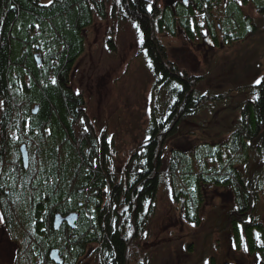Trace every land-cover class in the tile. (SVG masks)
Returning a JSON list of instances; mask_svg holds the SVG:
<instances>
[{
  "label": "rangeland",
  "instance_id": "obj_1",
  "mask_svg": "<svg viewBox=\"0 0 264 264\" xmlns=\"http://www.w3.org/2000/svg\"><path fill=\"white\" fill-rule=\"evenodd\" d=\"M54 1L63 0H51V3ZM39 2L50 4L49 0H39ZM87 2L92 13V24L82 28L83 48L79 55H75V60L72 59L71 69L66 79L68 85L73 89L72 92L85 98L82 107L86 111L81 120L73 119L71 131H73L76 141L78 140L77 142H82V136L88 133L86 131H93L95 135L107 139V150H101L98 155L100 161L103 160L104 154L109 156L108 158L111 159V164L116 171H124L119 174V182L125 181L128 185L132 184L133 176L140 168L144 170L147 165L145 161L146 165H142L139 158L148 147V142L151 141L149 131L154 124L153 119L159 123L166 121V117L170 116L173 111L170 106L174 104V96L180 87H184L178 82H172L170 85L162 84L157 70L144 48V35L139 28L133 26L137 23L130 19L119 0H109L108 2L106 0H87ZM146 2H148V8L153 7L155 2L159 7L164 6L165 3L163 0H146ZM209 2L213 1L209 0ZM98 4H104V15L97 8ZM223 10L221 6L215 9V15L221 17L220 20H223L226 14L232 13L230 9L227 13H224ZM257 11L255 8L245 9L247 15L252 18L253 14H257ZM255 21L257 23L255 34L246 36L247 38L244 37L245 39L237 41L239 43L230 48L225 43L226 49L222 51L216 49L215 52L218 53L214 57L216 59L211 58L208 62L207 58L201 63L195 62V66L192 62L186 63L183 58L185 52L182 48L185 43L180 37L182 34L178 38H170L160 35L162 33L160 30L158 34L156 33L155 37L160 40L159 36H161V44L164 43L167 49V58L170 60H166L167 63L175 68H180L189 75L195 74L199 80H202L198 82L193 78L191 83L194 85V93L197 90L201 97L195 93L197 96L196 107L199 112L196 115L192 114L191 117L182 118L183 126L180 132L175 134L174 131L172 136L169 135L167 142H164L161 135H158L162 152L160 155L163 160L160 169V187L154 204H150V201L145 205L144 213L138 221L137 228L139 229H136L135 237L139 239L140 245H138L139 249L135 245L130 248L132 260L128 261V264H135L137 260H141V264H178L185 249L192 251L200 244L202 245L205 237L213 240L217 236V230L214 228L216 223L213 224L215 216L210 204L206 205V212L204 215L202 214L203 216L200 213L195 214L197 220L194 221L195 224H188L184 215L186 209L183 208L184 212L182 211L184 203L182 198L187 192L183 184L188 181L182 177H187L185 168L190 167L193 170L192 177L201 175V173L209 175L213 173L214 160L209 159L208 156L214 154L212 150L205 152L206 148H209L206 147L207 142L213 143L217 135L220 136V132L230 125L234 118V112L230 111L238 108V104L243 99L242 94H246L245 84L240 85L239 81L234 78L245 77L252 73L255 74L252 76L255 77L253 80L257 77L261 78L260 80L264 78V17L256 16ZM82 34L80 35L82 36ZM234 37L235 35H232V39ZM34 47L42 53L43 58H38L40 63L38 61L35 63L38 68L43 70L46 66V56L51 52L48 49L44 50L42 43ZM210 62L211 64L206 66ZM216 73L218 75L213 80L208 79V76ZM65 74L66 72H60L62 77H65ZM223 78L234 80L222 85L221 95L223 94L222 98L226 100L223 103L225 105L222 106L227 110V119L224 117V113L217 115L220 104L214 105L212 98L214 97L212 94L221 91L218 86ZM55 80L54 77L50 78L52 82ZM248 91L250 92L251 88ZM202 97L205 99L203 100ZM3 104V99L0 97V123L6 120L3 117L6 113V110L2 108ZM39 112L40 105L34 103L26 111H14L10 120H18L23 115L21 123L25 129L31 131V124L39 116ZM77 118L79 119V115ZM177 126L180 127V125ZM71 133L68 137H71ZM26 135L21 140L28 145L30 156H37L40 159L41 153L47 147H37L36 144H33L34 142L28 141L30 138ZM28 135L31 136V134ZM19 138L18 129L12 130L10 140L11 148H14L11 151V158L14 159L12 163L17 165L18 159L21 157V155L18 157L19 154L16 155L15 150L20 151ZM227 138L228 136L225 140ZM203 150L204 156L201 155ZM80 152L85 154L88 151L83 146ZM174 157L182 160V168L179 172L172 168ZM6 169L10 171L8 173H14L8 167ZM183 172L184 174H182ZM99 173L98 171L94 174V179ZM213 178V175L209 178L212 183L214 182ZM21 182V179L0 175V215L3 217L0 219V264H85L86 262V264H101L98 247L93 249L92 256L82 257L85 252L81 253L82 256H77L74 247L73 250L68 249L66 245L53 247L52 242H47L41 247L43 257L34 258L33 262L32 254L29 251L32 249L31 246L36 245L34 239L37 231L35 227L31 226L32 217L29 220L27 218L31 211H28L27 205H24L25 208L22 206L27 199L21 195L24 185L17 184ZM208 189L213 190V187L209 186ZM4 195L7 196L4 197ZM110 202L113 204L112 210H116V217L112 223L115 224L117 219L125 231V236L129 238L132 235L133 227H126L127 225L125 226L124 223L131 222L130 217L115 204V198L112 196L105 197L104 206L110 209ZM120 203L122 204V201ZM125 207L127 208V205ZM46 212H44L42 220L45 219L49 222L50 214ZM58 214L60 213H55L53 219ZM48 222H45L44 227ZM198 222H203V224L201 223L199 227ZM51 226L55 232L54 238L64 240L65 235L59 228L55 229L54 220ZM49 232L51 233V231ZM187 242H191V244L186 246ZM53 251H55V259L51 256ZM35 255H39V253L36 252ZM72 255L73 257H71Z\"/></svg>",
  "mask_w": 264,
  "mask_h": 264
},
{
  "label": "flooded vegetation",
  "instance_id": "obj_2",
  "mask_svg": "<svg viewBox=\"0 0 264 264\" xmlns=\"http://www.w3.org/2000/svg\"><path fill=\"white\" fill-rule=\"evenodd\" d=\"M163 1H165V3L163 2L164 6L159 7L158 3L155 2L154 6L149 8L151 10H149L148 14H150L151 17L154 15L152 14L153 11L157 12L164 10L168 12L167 17L163 19L166 20L165 23L162 24L157 18L154 19L155 24L153 29L157 34L160 30L162 31L160 35H165L170 38H178L182 34L180 37H182L185 43L184 48H182L185 52L183 58L186 63L192 62L193 66H195V62L201 63L207 58L209 62L211 58H214L218 54L215 52L216 49L221 51L226 49L224 46L225 43H227L226 46L230 48L237 45L234 42L241 41L245 39L244 37L255 34L257 27L255 21L256 16L264 17L263 0H212L213 2H209V0H187V2H185V0ZM218 6L224 9V13H227L229 9L232 13L226 14L227 16L225 15V18L220 20L221 17L215 15V9H217ZM247 8H255L258 10L257 14H253V18L249 17L245 12ZM240 13H242V15H240ZM229 18L230 20H228ZM232 33H235L239 37L229 39ZM81 37L82 39L84 38L83 34ZM159 37L160 40L155 39L161 44L162 39L161 36ZM143 44H146L145 40ZM161 46L166 60L170 61L167 58V49L164 43H162ZM211 62L207 63L206 66H209ZM167 69L174 71L181 79H186L188 82L192 83L194 80L193 78L198 82L202 81L198 79L197 75H189L181 69L178 70V68H175V66L170 63H167ZM217 75L218 73L211 74L208 76V79L213 80ZM253 75L255 74L252 73L245 77L234 78L239 81L240 85L245 84L246 94H242L243 99L238 104V108L230 111L234 112V118L230 125L220 132V136L217 135L213 143L207 142L206 147H209L214 154L212 159L214 160L213 168L215 167V173L211 174V176L213 175L214 177V182L212 183L210 181L209 178L211 176L204 175V177H202L201 175H194L193 178L198 180V185L189 181V183H187L189 187H185L187 190L185 197L182 198L184 200L182 211L184 212L186 209L184 215L187 218L188 224H195L194 221H197L195 217L196 213H200L201 216L205 214L206 205L210 204L213 207L212 209L215 216V222H213V224L216 223L214 228L217 230V236L213 240L205 237L202 245L200 244L198 248L192 251L190 249H185V252L178 260V264H205L206 261L208 264H264V137L258 143L254 141L255 138L253 137V130L257 131V136L264 132V111H257L258 109L251 108V106H257L261 101H264V78L261 80L260 84H256L255 81L258 77L253 80L255 78L252 77ZM170 79H174L172 82H178L175 78ZM230 81L234 80L223 78L218 86L221 91L212 94L214 95V97H212L214 99V105L220 104L217 109V115L224 113L225 118L228 113L222 106L225 105L223 103H225L226 100H223V94L221 95V92L223 90L222 85ZM68 88L73 91L69 85ZM250 88L251 91L249 92L248 90ZM191 90L195 91L192 88ZM182 91L183 88L180 87V90L177 92V97ZM195 93L199 92L196 90ZM73 96L76 98L75 108L71 110V113L66 117L67 123L71 125V127L73 126V119L76 121L81 120L86 111L85 108L82 107L85 98L76 92L73 93ZM202 99L204 100L205 98L202 97ZM170 108L172 109L173 106L171 105ZM78 115L79 119L77 118ZM153 121L156 122L154 119ZM181 125L178 127L179 129H181ZM172 127L168 125V127L165 126L164 131L163 129L159 131L157 124H153L149 134H151L152 138V131L156 130L159 131L157 133L161 135V139H164L166 138L165 134H169L173 130ZM45 128L46 133L40 135L44 142L43 145L47 146V144L53 142V126H46ZM54 128L56 127L54 126ZM86 132L88 133L82 136L84 140L82 139V142H79L82 146L86 147L88 152L85 153V157H81L80 159L85 167H89L90 170L87 168L86 171H91L92 174L89 173L81 177L79 181L82 183H77L74 188L71 187L72 189H69L70 192H72V195L69 192L71 204L69 206H63L64 210L62 211L55 210L56 212L50 216L49 220L51 219L52 223L55 213H60L62 216L76 214V227L71 229L66 222H63L65 224L60 231L65 235V238L71 237L72 243H76L74 245L77 246H80L78 242H80L81 236H83V246H85L83 252H85V255L82 256V254H78L77 256H92L93 249L98 247L100 249V255H97L100 257L101 264H112L115 257L110 258L111 255L106 252L105 249V252H102L101 249V243L104 245L105 239L102 232L106 231L103 226V220H105L107 216L106 213L103 214L105 208L104 198L108 196L125 195L128 192V189L125 188L127 182H119V174L124 171H116L111 162L103 165V160L100 161L98 155L101 150H107V139L103 137L96 145H90L87 142L88 139L98 135H95L93 131ZM46 134H48V136H46ZM26 136L31 138L28 134ZM70 136L72 139L76 140L73 131ZM226 136H228V138L225 140ZM61 140V134H58L57 142L60 143ZM167 141L168 138L165 142ZM26 147L28 149V145H26ZM28 155L29 165L27 169H24L25 172L29 170L31 161L36 157L30 156L29 149ZM20 161H22L21 157L18 159V162ZM97 165L100 167H96ZM100 170L104 172H100V175L104 177L105 182L98 186L94 183L98 182L97 180H99V177L97 174V178L94 179V174ZM6 172L8 173V171ZM6 172L4 176L7 175ZM137 174L138 173L133 177L136 178ZM108 181H113L115 185L108 183ZM116 181L118 182L116 183ZM129 185L130 183L128 186ZM209 186H212L213 190H207ZM58 192L59 191H56V193ZM40 194L44 195L45 192L41 190ZM6 196L7 195H4V197ZM78 197L81 199L78 200ZM47 210L48 209L43 207L42 214L37 212L33 220L35 229L40 228L41 232L46 231V227H44L46 220H42V218L44 212ZM48 211H52V209ZM108 211L110 212V209H108ZM135 211L137 212L136 215L134 214L132 217H129L130 221H134L138 224L144 212L139 213L137 208ZM94 221H96V223H94ZM128 223L129 222L126 221L124 225L126 226ZM201 223L203 224V222H198L199 227ZM138 240L139 239L135 236H131L126 240V247L128 250L126 254V264H128V261L132 260L130 248L135 245L137 249H139L138 245H140V243ZM190 244L191 242H187L186 246ZM245 245L247 246V250H245ZM171 256L172 254L170 257ZM37 258H39V255H35V259ZM135 264H141V260H137Z\"/></svg>",
  "mask_w": 264,
  "mask_h": 264
},
{
  "label": "trees",
  "instance_id": "obj_3",
  "mask_svg": "<svg viewBox=\"0 0 264 264\" xmlns=\"http://www.w3.org/2000/svg\"><path fill=\"white\" fill-rule=\"evenodd\" d=\"M108 1L106 0V2ZM119 1L127 11L130 19L137 23L140 32L144 35L146 43L144 48L154 68H156L162 84L168 85L174 80L170 78H175L184 87L178 97L177 93L174 96L173 111L170 117L168 115L170 119L166 117L165 122L161 121L159 123L157 120L154 122L159 127V131L162 129L164 131L165 126H173V130L169 134H165L166 138L163 139L165 142L174 131L175 134L180 132L177 125L182 124V118L191 117L192 114L196 115L199 112L196 107L197 96L191 90L194 85L186 79H181L174 71L167 69V61L162 46L157 41L156 32L153 29L155 18L151 17L147 12L149 10L148 2L146 0ZM97 8L104 15V4H98ZM152 14L156 13L152 12ZM91 24L92 13L87 0H63L54 1L50 4H41L39 0H0V97L4 103L2 108L6 110L3 116L6 120L0 123V175H4L6 171L10 172L6 167L9 168L8 164L14 160L11 158V151L14 147L11 148L10 133L17 128L18 134L25 136L24 132L26 133L27 131L24 125H21L23 115L18 120L10 122L14 111H26L34 103L40 105L39 116L31 124V133L33 134H31L29 139L37 147H44L40 134L46 133L45 127L53 126V142L47 144V148L41 153L42 157L40 159L36 156L34 161H32L29 168L31 172L22 171L20 167L18 169L20 171L15 168L19 179L22 180L21 183L17 184L24 185L21 195L27 200L23 202L22 206L27 205L28 211H31L29 212V214L31 213L30 216L27 218L29 220L32 217V227H35L33 220L36 213L42 214L43 207L49 210L52 209V211H47L51 216L53 212H56L55 210L62 211L64 210L63 206H69L71 204L70 190L75 187V184L82 183L79 181L81 177L89 173L92 174L91 171H86L89 167H85L81 163L80 158L86 156L80 152L83 146L68 137L69 133L72 132L70 130L72 127L66 120L71 110L75 108L76 103V98L70 88H68L66 79L71 69L72 59L75 55H79L83 48V39L80 35L82 34V28H86ZM40 43L44 44V50L48 49L51 52L46 56V66L43 70L38 68L33 58V53L37 51L34 46ZM46 43L48 45H45ZM60 72H66L65 77H62ZM52 77L56 78L54 82L50 81ZM197 94L199 95V93ZM251 108L258 109L257 111H264V101H261L257 106H251ZM159 131H152L151 141L148 142V147L142 154L143 158L147 159V162H145L147 165L144 160H141V164L146 165L144 170L142 168L132 184L126 186L128 192L125 195L115 196L118 199H115L117 203L121 205L120 201H122L123 206L127 205V208L133 210L137 208L139 213L144 212V207L147 203L155 201L160 187L162 152L160 151L161 143L158 140L159 133L157 132ZM253 132L254 135L257 134V131L253 130ZM58 134H61L62 138L60 143L57 142ZM15 150L17 152L16 155L19 154L18 149ZM201 155L204 156L203 151H201ZM181 161V159L174 157L172 168L179 172L182 168ZM185 170L188 175L182 178L188 182H184V187H189L187 186L189 181L198 185V180L191 176L193 175L192 168H185ZM13 174L7 173V176L15 178ZM98 177V182L94 184L100 186L105 181L100 173ZM58 178L61 179L60 183L56 182ZM41 190L45 192L44 195L40 194ZM56 191L59 192L56 193ZM70 193L72 195V192ZM77 199L81 198L78 197ZM112 206L111 204L110 212L107 207L104 208L103 214L106 213L107 215L106 219L103 220L106 233L102 232L105 239L104 245L101 243V249L102 252H105V249L111 255L110 258L115 257L112 264H126L128 250L126 247L127 241L123 237L125 236V231H123L122 225H119L118 220H116L115 224L112 223L114 220ZM50 226L51 219L46 225L45 232H41L40 228H36L37 234H35L34 239L36 245L31 246L32 249L29 251L32 254L33 262L36 252L39 253L40 257H43L41 247L47 242H52L53 247L66 245L71 250L74 247L76 255L84 251L83 236L78 242L80 246H77L74 245L76 243H72L71 237H64V240L62 238L55 239V232Z\"/></svg>",
  "mask_w": 264,
  "mask_h": 264
},
{
  "label": "bare ground",
  "instance_id": "obj_4",
  "mask_svg": "<svg viewBox=\"0 0 264 264\" xmlns=\"http://www.w3.org/2000/svg\"><path fill=\"white\" fill-rule=\"evenodd\" d=\"M147 12H149V10H147ZM153 13H156V14H154L153 16H154V18L156 19H158V20H160L161 22H162V24L163 23H165V21L166 20H163V19H165L166 17H167V15H168V12L167 11H157V12H154L153 11ZM232 35H235V37L234 38H238V36L236 35V34H233L232 33ZM232 35H230L229 36V39H232ZM234 43H236V44H238L239 42H234ZM33 58H34V61H37L36 59H38V58H43V56H42V53L41 52H39V51H35L34 53H33ZM178 70H180V68H178ZM37 105H39V104H37ZM10 122H13L12 120H10ZM21 125H23L22 123H21ZM264 133V132H263ZM24 134H33V133H31V131H26V133L24 132ZM18 136L20 137L19 139H18V141H20V146H22V145H24L25 144V142H23L22 140H21V138L23 137L21 134H18ZM253 137L255 138V140L254 141H256L257 140V138L258 137H260V134L257 136V134L256 135H253ZM103 138V136H96V137H93V138H90V139H88V143L91 145H96L99 141H101V139ZM17 142V141H16ZM27 145V144H26ZM210 150V148H206V150H205V152H208ZM203 152H204V150H203ZM109 156H105V154L103 155V157H102V159H103V165H106V164H108L109 162H111V159H109L108 158ZM212 157H213V155H209L208 156V158L209 159H212ZM140 159V161L141 160H144L145 162H147V159H145V158H143V155L139 158ZM162 158H161V163H162ZM8 166H9V168L10 169H12L11 171H14V176H15V178L16 179H18L19 180V176H18V173H17V170L19 169V167L20 168H22V171L24 170V169H27V168H25V164H24V162L23 161H20V162H18V165L16 164V163H10V164H8ZM93 167V166H92ZM96 167H100V166H96ZM15 168H17V170H15ZM142 168H140V170H141ZM139 170V171H140ZM18 171H20V170H18ZM137 172V173H140V172ZM99 172H102V173H104L103 172V170H100ZM213 173H215V169H213ZM201 175H208V176H211V175H209V174H207V173H201ZM56 182H61V179L60 178H58V180L56 181ZM108 183H112V185H115V183L112 181H108ZM108 197H111V196H108ZM113 198V197H112ZM115 198V197H114ZM157 197H155V199H156ZM105 199V198H104ZM116 199V198H115ZM116 200H118V199H116ZM155 202V201H154ZM154 202H150V204H154ZM110 204H112V202H110ZM115 204L116 205H120L119 203H117V202H115ZM113 205V204H112ZM119 207H121L122 209H123V212H124V214H126V215H128V216H133L134 214L136 215V211L135 210H133V209H129V208H126L125 206H123L122 204L119 206ZM113 212H114V214H115V212H116V210L115 209H113ZM119 214V213H118ZM115 217H116V214L114 215V219H115ZM117 220V219H116ZM65 223H62L61 224V226L59 227V229H61L62 228V226L64 225ZM119 225H121V224H119ZM119 225H118V227H119ZM129 225H131V226H133V229H132V235L131 236H135V234H136V228L138 227V224L137 223H135L134 221H131V222H129L128 224H127V226L126 227H128ZM137 226V227H136ZM124 230V229H123ZM130 236V237H131ZM124 237V240L126 241L128 238L126 237V236H123ZM152 248V247H151Z\"/></svg>",
  "mask_w": 264,
  "mask_h": 264
},
{
  "label": "water",
  "instance_id": "obj_5",
  "mask_svg": "<svg viewBox=\"0 0 264 264\" xmlns=\"http://www.w3.org/2000/svg\"><path fill=\"white\" fill-rule=\"evenodd\" d=\"M37 61H38V59H37ZM38 63H40V62L38 61ZM263 137H264V133H261L260 137H258L255 142L256 143L260 142V140ZM20 153H21L22 161L25 164V168H27L29 165V160H28V153H27L26 145L20 146ZM76 221H77V215L76 214H69L66 217H63L61 214H58V215H56V217L54 219V227H55V229H58L63 222H66L68 224V226L73 229V228H75ZM55 251H53L51 253V256L53 259H55V255H54Z\"/></svg>",
  "mask_w": 264,
  "mask_h": 264
},
{
  "label": "snow or ice",
  "instance_id": "obj_6",
  "mask_svg": "<svg viewBox=\"0 0 264 264\" xmlns=\"http://www.w3.org/2000/svg\"><path fill=\"white\" fill-rule=\"evenodd\" d=\"M185 2H187V0H185ZM49 3H51V0H49ZM149 10H151V9H149ZM133 26H134V27H137V28L139 27L138 25H135V24H134ZM255 83H256V84H260V83H261V80H260V79H257V80L255 81ZM205 94H206V93H205ZM0 219H3L2 215H0ZM193 226H195V225H193ZM245 250H247V246H246V245H245ZM205 264H208V262L206 261Z\"/></svg>",
  "mask_w": 264,
  "mask_h": 264
}]
</instances>
